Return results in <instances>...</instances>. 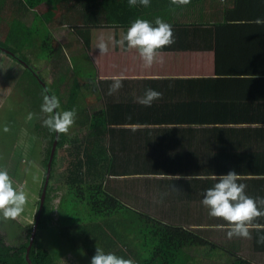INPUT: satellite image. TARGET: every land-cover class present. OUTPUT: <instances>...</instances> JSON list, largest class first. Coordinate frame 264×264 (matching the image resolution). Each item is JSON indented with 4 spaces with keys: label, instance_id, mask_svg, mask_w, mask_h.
<instances>
[{
    "label": "trees",
    "instance_id": "16d2710c",
    "mask_svg": "<svg viewBox=\"0 0 264 264\" xmlns=\"http://www.w3.org/2000/svg\"><path fill=\"white\" fill-rule=\"evenodd\" d=\"M5 1L0 0V7L4 6ZM65 1L67 0H11L13 8L20 13L34 10L43 4L47 5L48 11L46 10L47 13L44 15L47 19V25H43L46 27L45 36H41H44V40H36L32 45L34 41L31 40L32 36L36 32H40L38 24L37 26L35 24L37 20L34 18L29 26V23L23 20L25 15H21L11 21L10 30L7 33V40H12L14 37L13 42H18L19 38L22 39L21 44L16 45L18 51L11 50L0 41V53L6 49L11 51L7 54L4 52L10 58L17 61L24 58L26 62L21 63L25 67L23 74L29 72L33 77L30 82H35L41 88L44 87L43 89L44 91L47 90L48 95H57L58 90L53 89V84L51 86L47 84L41 73L39 74L34 67L33 62L22 55H24V49L27 50L29 47V42L32 46L49 42L48 56L52 51H57L51 47V38L54 35L52 34L53 31L51 33L48 30V25L53 22L52 20L49 23V13L52 8ZM77 1L83 2L82 0ZM82 11L83 16L86 17L91 10L87 6H83ZM37 16L39 15L36 14ZM61 16L55 18V26L65 20L69 22L68 19H73L67 14ZM257 17H264V0H235V9L227 12L225 20L255 23ZM68 25L73 24L68 23ZM70 26L68 29L71 28ZM263 31L260 30L262 33V40L259 41L261 45L264 43ZM18 33L21 36H18ZM257 64L260 69L254 73L262 74L264 69L261 59L256 60L255 66ZM244 79L247 78H242V80ZM218 80L221 79L216 80L217 89H221ZM256 80H258L261 88L252 86V90L262 89L264 91L262 77L259 76ZM208 82L210 83V80ZM79 85L74 80L71 85V102L68 106H73L75 109L79 108L75 103L77 94L75 92ZM208 85L211 87V84ZM230 94L217 90L214 99H212L214 102L208 101L212 95L206 96L205 99L197 98L193 105V117L177 119V121L190 124H186L187 127L184 128H170L176 133L186 134L187 131V134H191L194 138L203 136L205 141L202 139L195 140L193 150H187L186 146H183L163 155L161 152L149 150V145H152L150 141L149 145L146 143L144 152L137 156H131L117 151L113 142L110 145L112 153L110 156L108 154L110 146L106 145V137L111 135L113 141L118 136L117 131L121 128L114 126V123L120 119L116 118L115 113L109 114L106 110L87 114L88 119L80 120V124H87V127L92 130L88 136L81 140H70V144L67 146L68 140L65 133H59L57 151L66 147L68 158L64 181L67 188L63 199L69 200L67 195H73L78 198V201L80 200L79 202L84 203L81 208H85L89 215L106 217L97 223H87L92 226V231H87L85 234L87 240L96 246L99 244V247L103 249L104 246L107 247L108 250L104 249L105 251H114L119 255L122 252V256L131 259L133 264H202L203 260L197 262L198 256L209 258L213 264H261L256 254L246 251L249 249L248 245L251 244V238L235 235L229 238L226 235L227 222L220 217H210L208 209L200 203L203 189L214 183L211 177L214 174L227 173L229 170L238 172L239 182L246 185L245 192L248 195L262 196L255 195L249 184L252 181L261 180L259 178L264 175V155L261 152L255 153L256 150L253 151L254 146L251 141H244L242 145L229 146L225 144L226 141H223L222 138H247L252 134L258 136L259 133L264 132V104H259L262 107L257 104L251 107L252 104L248 100L240 99L239 103L243 102L244 104L236 103L231 107L228 103ZM232 96L238 100L239 95L234 93ZM260 99L257 93L253 102H264V99ZM254 123L257 124L256 127H252ZM44 130L47 133L46 140L49 142L44 158V165L47 170L56 133L49 132L46 126L40 129V131ZM124 130L129 129L124 128ZM238 143L242 142L239 141ZM57 151L52 160L51 179L53 178ZM44 180L45 177L43 183ZM49 190L48 186L38 229L29 253L32 264H56L50 253L38 241L39 231H44L52 225H60L62 222L67 223V225L62 223V228L68 229L67 226H74L72 230H75V227L82 229L79 225L82 221L77 217L71 218L70 211L62 210V207L54 209V204L51 202L55 195H51ZM41 194L42 188L40 198ZM134 200L137 202L135 206L127 204ZM140 200L141 204H139ZM39 205L40 199L37 202L33 223L28 228L29 233L24 242L11 246L4 243L0 237V264H29L27 248L31 242V232L36 223ZM55 213H57V217ZM63 215L66 219H63ZM75 218H77L76 223H74ZM107 218L113 220L110 224L108 223L111 230L110 235L106 229L107 226L105 227ZM94 220H98V218ZM120 220H125L127 224L131 225L132 230L138 233L139 237H137V241L134 239L133 247L114 232L115 226L123 223ZM255 220L264 225V217H257ZM127 227L129 226L127 225ZM66 229L63 228L62 233ZM261 229L250 227L249 231L253 233L261 231ZM252 239L261 245L258 239ZM75 240L77 239L75 238ZM247 240L248 244H246ZM122 241L125 242L123 246L126 249L120 252L117 244Z\"/></svg>",
    "mask_w": 264,
    "mask_h": 264
},
{
    "label": "crops",
    "instance_id": "0c3cea01",
    "mask_svg": "<svg viewBox=\"0 0 264 264\" xmlns=\"http://www.w3.org/2000/svg\"><path fill=\"white\" fill-rule=\"evenodd\" d=\"M82 1L61 2L49 13V23L52 20L53 22L48 26L54 29L51 47L57 49L50 54V58L55 59L51 67L55 69L65 64L62 70L54 72L57 73L54 75L57 77V85L72 83L73 80L80 84L75 92L77 93L75 103L80 113L87 107L90 113L106 110L109 114L115 113L116 118L120 119L114 123V126L121 128L117 131L118 136L113 141L111 135L106 137L108 147L114 142L117 151L131 156L144 152L146 143L149 145L150 141L152 145H149V150L161 152L163 155L183 146H186L187 150H193L195 140L205 141L203 136L194 138L187 134V131L186 134L176 133L170 128L187 127L186 124L190 123L177 119L193 117V105L197 98L205 99L212 95L208 101L214 102L212 99L217 90L226 94L231 93L228 100L231 107L236 103L244 104L239 103L240 99L248 100L252 104L251 107L256 104L262 107L259 104H264L253 102L257 93L260 100H263L264 91L252 90V86L261 88L256 80L259 76L264 83V70L262 74L254 73L260 69L257 67L258 64L255 66L256 60L261 59L264 69V43L261 45L259 42L262 40L260 30H264V25L238 20L226 21L227 12L235 9V0H189L186 5L172 4L171 0H151L147 7L143 5L131 7L127 0ZM83 6L91 10L86 17L83 16ZM54 11L61 15L67 14L73 19L55 26L56 17H52ZM100 14L101 16H97ZM157 16L171 24L173 42L157 50V56L162 59L154 60L151 66L146 67L135 49L125 51L124 45H118L115 41L122 39L123 33L135 18L141 17L151 21ZM68 23L73 25L70 26ZM257 29L259 31H256ZM101 39L109 45V50L105 53H99L96 47ZM52 42H55L56 46ZM65 53L70 55L71 61ZM81 60L85 61L87 66L90 63V71L84 73L85 70H81L77 76L71 77L67 71L73 67L72 63L76 64L74 67L80 68ZM118 74L126 77L122 81V87L109 94L108 87L112 83L109 78ZM217 79H221L218 80L221 89H217ZM208 84H211V87ZM57 85L53 83V89L58 90L56 96H59L61 89ZM146 87L161 92V96L154 100L151 106L137 102V98L144 94ZM234 93L239 95L238 100L232 96ZM66 99L69 104L70 92ZM79 100L87 105L80 108ZM254 126L257 124H252V127ZM124 128L129 130L125 131ZM222 140L229 146L251 141L253 151L264 155V132L258 136L252 134L247 138ZM239 141L242 143H238ZM110 148L111 146L108 148V154L111 156ZM259 179L261 180L250 182V189L255 195L264 196V175ZM141 203L140 200L139 204ZM127 204L135 206L137 202L134 200ZM112 221L111 218H107V224H104L109 235L111 230L108 223ZM120 221L123 222L120 223L122 225L117 224L114 232L133 247L134 239L137 241L139 237L138 233L134 232L125 220ZM261 235H264V229L251 233V244L246 251L256 254L259 262L264 264V242H260L259 245L252 239H258ZM117 245L123 244L121 242Z\"/></svg>",
    "mask_w": 264,
    "mask_h": 264
},
{
    "label": "rangeland",
    "instance_id": "374dc122",
    "mask_svg": "<svg viewBox=\"0 0 264 264\" xmlns=\"http://www.w3.org/2000/svg\"><path fill=\"white\" fill-rule=\"evenodd\" d=\"M11 3V0H6L4 6L0 7V41L11 50L18 51L16 45L19 46L22 39L20 40L19 38L18 42H13L14 37L12 40H7V33L10 30L11 21L21 15H25L23 20L28 22L29 26L32 24L34 18L37 20L35 24L36 26L38 24L39 29H37L40 30V32L38 31L32 36L31 40H34L32 45L36 40L43 41L46 28L43 25H47V19L44 17V11L47 9V7L44 6L45 4L34 10L20 13L13 8ZM36 14L39 16L36 17ZM60 15L61 14L55 11L52 13V17L59 18ZM104 16L105 15H103V17ZM49 28V32H51V30L54 32L51 26ZM42 35L44 36L41 37ZM14 36H16V34H14ZM18 36H21V34L18 33ZM48 44L49 42H44L39 43L38 46H32L31 42H29V47L27 50L24 49L25 52L22 56H26L33 62L36 70L39 74L41 73L45 82L51 86L53 83L56 85L58 83L57 77L54 76L57 73L54 74V72L62 70L65 64L61 67H57L58 69H52L51 66L55 59L48 56ZM52 44L55 45V42H52ZM4 50L6 54L11 53V51ZM4 52L1 51L0 53V168H6L8 170L14 183L26 182V191L28 192L24 210L19 216L16 218H3L0 216V237L5 240L6 244L13 246L19 245L20 242H24L27 238V229L28 226L33 223L37 202L40 199V190L43 186L44 176L46 175L44 158L49 147V142L46 140L47 133L45 130L40 131V129L45 128L42 121L48 114L41 111L40 105L42 103L43 94L48 93H45L44 87L41 88L37 86L35 82H30L33 77L29 72L23 74L25 67L21 63L26 62L24 58L21 57L22 62L17 61L16 59L10 58ZM20 54L22 53L20 52ZM55 55L56 53H54V56ZM65 55L70 60V55L68 56V53H65ZM74 56L73 61L75 62ZM89 64L90 63H88L87 66L86 62L81 60L79 62L80 68H78L74 67L76 65L75 63H72L73 67L67 72H69L71 77H75L81 70H85L84 73L90 71ZM19 79L21 80L20 83ZM71 84L72 83H64L57 85V87L61 89L60 95L57 96L60 100V110L73 108V106H68L66 102ZM50 90L53 92L51 87ZM79 102L80 108H84L87 105L81 103L80 100ZM85 110L80 113V111L76 109L74 123L70 126L69 131L65 133L68 140L67 146L70 144V140H81L92 131L87 127V124H80V120L83 118L88 119L87 114L91 112L87 107ZM30 112L33 113V116L31 119H28V114ZM85 115L86 117H84ZM65 148L66 147H63L57 151V159L53 167V178L50 180L49 185V193L55 195L51 203L54 204L53 207L55 210L56 208L62 207V210L70 211L71 218L77 217L82 221L79 224L82 229L75 227V230H72L74 226L70 225L71 227L67 226L68 229L63 227L66 230H63L64 233H62V222L60 225H52L44 231H39L37 239L42 243L43 248L50 253V256L56 264H89L90 258L94 255L93 251L96 247H99V244L96 246L85 238L86 232L92 231V226L87 223H97L99 220H104L106 217L89 215L85 208H81L84 203L79 202L80 200L78 201V198L73 195H67V197L70 198L69 200L63 199V195L66 194L67 188L64 183L66 174L65 169L68 160L67 150ZM55 215L57 217V213H55ZM77 218L74 219L76 220L74 223L77 222ZM95 218H98V220H94ZM63 219H66L64 215ZM82 223L84 224L83 226L81 225ZM63 224L67 225V223ZM75 238L77 240H75ZM139 241L142 240L139 239ZM122 244L125 245V242L122 241ZM123 245H119L120 247L118 246L120 252L126 249ZM104 249L108 250L105 246ZM201 260H203L202 264H213L209 258L198 256L197 262Z\"/></svg>",
    "mask_w": 264,
    "mask_h": 264
},
{
    "label": "clouds",
    "instance_id": "9594fccd",
    "mask_svg": "<svg viewBox=\"0 0 264 264\" xmlns=\"http://www.w3.org/2000/svg\"><path fill=\"white\" fill-rule=\"evenodd\" d=\"M172 4L186 5L189 0H171ZM131 7L137 5L149 6L151 0H127ZM256 24L264 25V17H257ZM173 42L172 26L161 17L154 20L137 17L132 20L123 33L122 39L115 41L116 44H123L124 50L135 49L144 66H151L154 60L159 61L157 50L162 46ZM99 53L109 50V45L103 39L96 44ZM122 74L113 75L112 83L108 92L122 87L125 79ZM47 90H45V93ZM161 96V92L146 87L144 94L137 98V102L144 106H151L152 102ZM40 109L48 114L42 121L49 132L67 133L73 125L76 109L60 110L59 98L52 94H43ZM33 113L28 114L31 119ZM6 130V129H5ZM211 179L214 183L203 189L200 203L208 209L210 217H220L227 222L226 235L250 237V227L256 229L264 228L255 218L264 217V196H250L245 192L246 185L240 181L238 172L229 170L227 173L214 174ZM28 197L25 183H14L6 168H0V216L3 218H16L23 210ZM258 242H264V235L258 237ZM89 264H133L132 260L118 255L114 251H105L96 247L94 255L90 258Z\"/></svg>",
    "mask_w": 264,
    "mask_h": 264
},
{
    "label": "water",
    "instance_id": "95a60500",
    "mask_svg": "<svg viewBox=\"0 0 264 264\" xmlns=\"http://www.w3.org/2000/svg\"><path fill=\"white\" fill-rule=\"evenodd\" d=\"M58 137H59V133H56L55 140H54L53 147H52L51 154H50V159H49V162L47 165V171H46L44 186H43V190H42V194H41V198H40L38 216H37L34 228H33V233H32L31 240H30L31 241L30 245L27 248V260H28L29 264H32L31 260L29 259V253H30L31 247L33 245L34 238L36 236V232L38 229V222L40 220L41 212H42L44 204H45L46 193H47V189H48L50 179H51V175H52V160H53V157L57 151Z\"/></svg>",
    "mask_w": 264,
    "mask_h": 264
},
{
    "label": "flooded vegetation",
    "instance_id": "af4514ba",
    "mask_svg": "<svg viewBox=\"0 0 264 264\" xmlns=\"http://www.w3.org/2000/svg\"><path fill=\"white\" fill-rule=\"evenodd\" d=\"M46 171H47V170H46ZM45 176H46V175H45ZM45 176H44V177H45ZM44 181H45V180H44ZM49 184H50V183H49ZM43 186H44V183H43ZM43 186L41 187L42 190H43ZM34 225H35V224H34ZM3 227H4V226H3ZM29 227H30V226H28V228H29ZM11 229H12V227H11ZM11 232H12V231H11ZM28 233H29V232H28V229H27V234H26V235H28ZM32 233H33V230H32V232H31V236H32ZM30 238H31V237H30ZM3 241H4V243H6L5 240H3ZM20 244H21V242H20Z\"/></svg>",
    "mask_w": 264,
    "mask_h": 264
}]
</instances>
